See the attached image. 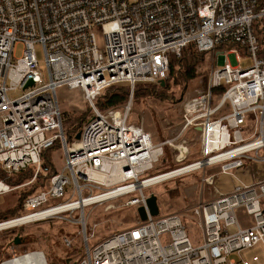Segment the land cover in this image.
Masks as SVG:
<instances>
[{
	"label": "built area",
	"instance_id": "2783aa9c",
	"mask_svg": "<svg viewBox=\"0 0 264 264\" xmlns=\"http://www.w3.org/2000/svg\"><path fill=\"white\" fill-rule=\"evenodd\" d=\"M258 1L0 0V167L8 175L34 168L32 178L21 185L10 187L0 180V194L29 184L40 170L42 151L55 141L62 152V164L46 187L24 200L23 214L0 220V231L29 223L14 224L30 215L40 216L33 221L75 224L82 245L75 264L258 262L257 255L248 261L240 253L264 246V179L237 184L193 205L190 211L201 230L197 245L190 242L177 213H147L145 220L90 245L94 235L87 230L85 213V208L121 196H129L127 205L145 206L148 194L143 188L152 184L139 183L155 174L143 175L153 169L165 146L175 151L176 163L186 161L190 149L184 133L189 129L197 133L200 158L185 162L172 175L200 171L201 185H214L216 175L230 173L245 161L264 162V152L259 155L264 150V59L258 57L252 28L256 19L264 22V3L257 6ZM96 26L103 34L101 49ZM17 43L23 46L19 57L14 55ZM35 43L42 45L44 80ZM188 45L214 55L216 62L205 90L184 103L178 133L153 142L140 124L128 121L134 86L165 79L169 55H180ZM243 53L251 59L247 67L238 61ZM28 79L33 82L24 87ZM122 84L129 88V100L121 109L102 112L95 107V97L105 88ZM221 86L223 92L215 95ZM61 87L81 91L92 110L80 137L71 143L63 133L56 96ZM16 89L24 91L10 97L8 91ZM248 114L254 124L243 134L241 124ZM209 167L217 171L210 173ZM238 208L251 217V224L237 218ZM62 242L70 247L73 237L64 236ZM14 246H7L0 264H20L29 253L42 259L23 264H48L42 250L19 252Z\"/></svg>",
	"mask_w": 264,
	"mask_h": 264
},
{
	"label": "rangeland",
	"instance_id": "374dc122",
	"mask_svg": "<svg viewBox=\"0 0 264 264\" xmlns=\"http://www.w3.org/2000/svg\"><path fill=\"white\" fill-rule=\"evenodd\" d=\"M93 31L95 34L97 47L101 49L103 47V34L98 26L94 27ZM22 48L23 46L21 43H17L15 45L14 55L16 57L21 55ZM34 49L39 62L38 70L40 71L44 80L46 76V66L44 62L42 45L40 43H35ZM207 57L208 62L205 65L206 73L201 75L199 78L188 81V87L180 95V101L177 104L160 101L156 98H135L131 104L128 121L134 124H140L144 130L150 133L151 139L154 142L160 141L161 136H165L166 138L174 137L181 127L184 103L193 95L203 92L206 88L210 67L216 62L215 58L212 57L210 53H208ZM231 59L233 60L232 57ZM238 61L242 67H247L251 63L250 57L244 53L239 56ZM168 76L169 70L164 81L168 79ZM23 91V89L10 90L8 91V95L10 97H15L21 94ZM56 96L59 101L61 113L65 112V114H70L72 117H75L74 114L80 113L88 104L84 100L82 92L79 90H68L66 87H61L56 90ZM253 124L254 119L251 117V115H246L243 123L241 124L243 134H247L252 131ZM184 137L186 138L190 149L189 159L195 160L200 158L197 133L193 130L189 132L187 131L184 133ZM262 152H264V150H260L259 155H262ZM50 158L54 164V167L58 169L62 164L61 150L57 148L51 149ZM157 163H155V165H159L160 162L158 164ZM243 168L244 169H241L245 172H248L250 176H257L258 172H264V162H254L251 160L245 161ZM152 172L154 171H148L143 176L149 175ZM179 176L176 175V177L174 176L170 179L152 184L151 186L143 188V191L148 195L149 193L155 194L159 208V214H179L184 221L190 242L193 245H197L201 241V230L197 226L196 222H194L195 219L192 217L190 208L197 204V202L201 199L205 201L217 196L218 192H220V188L217 185H201L200 171L186 173ZM134 194L136 193H133L132 195ZM12 195V192L0 194L1 208L4 207L5 204L8 205L11 203ZM128 198L129 196H121L114 200L95 205L94 207L85 208V213L88 214L87 230L94 235V237L89 240L90 245L112 232L128 228L134 224L136 220L134 217L136 206L127 205L126 202ZM58 201H60V199L54 200V202ZM235 214L237 218L243 223H252L251 217L247 215L242 208L236 209ZM31 220L32 219L27 221ZM36 222L42 223L41 226H43L45 229L49 227L46 220L33 221L22 225H24V227H29ZM57 222L58 221L54 223L59 224V222ZM64 223L62 224L64 225L66 231L68 230L69 232L73 233V224L67 222ZM19 226L21 225L0 231V258L6 257L8 255L6 249L8 239L2 234L4 232L12 233L11 231L15 230ZM73 241L80 243L79 236H74ZM18 245L19 244H17V246ZM26 246H28L27 249H30L31 247H39L37 244H28ZM21 247L22 246H14L15 250L17 251H19ZM240 255L242 258L248 261H251V257L253 255H257L259 259L258 262H250V264H264V246L261 244H257L252 248L242 250ZM232 256L238 258L236 254H233Z\"/></svg>",
	"mask_w": 264,
	"mask_h": 264
},
{
	"label": "trees",
	"instance_id": "16d2710c",
	"mask_svg": "<svg viewBox=\"0 0 264 264\" xmlns=\"http://www.w3.org/2000/svg\"><path fill=\"white\" fill-rule=\"evenodd\" d=\"M264 3V0H259L258 5ZM252 28L255 36L259 41L258 57L264 59V22L259 19L253 21ZM220 46L218 48H223ZM227 48V46H225ZM208 53L197 51L192 45H188L183 48L180 55L170 54L168 62L169 76L164 84L158 82L153 83H139L134 86L132 101L135 98H156L160 101L177 104L180 101V95L187 89L188 81L201 77L206 73L205 65L208 62ZM224 90L221 86L213 93L220 95ZM129 99V88L127 85H112L105 88L101 94L95 97V107L105 112L109 109H121ZM92 113L91 107L87 104L86 107L72 117L70 114L61 113L62 128L67 143H71L74 140V136L77 131H80L82 126L88 121ZM66 125V126H65ZM166 137L161 136V140ZM196 143V142H195ZM197 144V143H196ZM60 149L59 142L55 141L54 144L42 151L40 155V170L37 172L35 178L27 185L14 188L9 192H12L11 203L0 207V220L19 216L24 213L22 207L24 200L32 193L44 189L47 185L48 178L56 171L54 164L50 158L51 149ZM175 151L165 146L163 148V154L159 159V165H155L152 169V174L165 172L178 166V163L174 161L173 155ZM189 156L185 162H189ZM192 161V160H191ZM157 163V164H158ZM34 174L33 167L29 166L26 169L14 174H6L0 167V180L8 184L10 187H15L29 181ZM180 177V176H179ZM135 222L139 220L137 211L135 212ZM58 221L59 224L54 222ZM42 222V221H41ZM57 222V223H58ZM62 220H47L48 228H43L42 223L36 222L29 227L24 225L14 228L15 230L10 232H4L2 235L8 239V243L12 244V240L16 234L20 237L19 245L22 246L19 252L29 250H42L48 264H75L82 254L81 243L72 242L70 247H67L62 242V237L76 236L78 226L73 224V233L66 231L62 223ZM65 224V223H64ZM37 244L38 248L31 247L27 249L26 245ZM1 259V258H0Z\"/></svg>",
	"mask_w": 264,
	"mask_h": 264
},
{
	"label": "crops",
	"instance_id": "0c3cea01",
	"mask_svg": "<svg viewBox=\"0 0 264 264\" xmlns=\"http://www.w3.org/2000/svg\"><path fill=\"white\" fill-rule=\"evenodd\" d=\"M241 168L244 169L243 167ZM241 168H236L230 173L216 175L214 178V185H217L220 188V192H228L234 187V185L240 183L251 184L258 179H264V172H258L257 176H250L248 172H245ZM207 170L210 173H213L217 171V168L209 167Z\"/></svg>",
	"mask_w": 264,
	"mask_h": 264
},
{
	"label": "bare ground",
	"instance_id": "6f19581e",
	"mask_svg": "<svg viewBox=\"0 0 264 264\" xmlns=\"http://www.w3.org/2000/svg\"><path fill=\"white\" fill-rule=\"evenodd\" d=\"M208 53V52H207ZM212 57H214V55H212ZM215 58V57H214ZM218 60L221 62V59L220 58H218ZM241 66V65H240ZM189 100V99H188ZM189 131H191V129H189L188 130V132ZM151 137V136H150ZM166 139V138H165ZM152 140V139H151ZM160 141H162V140H160ZM160 141H158V142H160ZM67 142V141H66ZM154 142V141H153ZM199 151V150H198ZM189 156V155H188ZM184 163H185V160H183L181 163H180V165L178 164V166L176 167V168H178V167H180V166H182V165H184ZM243 167V166H242ZM176 168H174V169H170V170H168V171H165V172H161V173H158L157 175L155 174V176L154 177H152V178H149V179H147V181H145V182H141V183H139V185H148V183H150V185L151 184H155V183H158V182H161V181H164V180H166V179H170L171 177H174V176H176V175H178V174H180V173H178V174H175V175H172V174H170V173H173V171L172 170H175ZM241 168V167H240ZM34 169V168H33ZM213 180H214V178H213ZM260 180H262V179H258V180H256L255 182H253V183H251V184H254V183H256V182H258V181H260ZM235 186V185H234ZM234 188V187H233ZM38 214V213H37ZM40 218V216L39 215H30V216H27V217H25V218H22V219H18V220H16L15 222H14V224H18V223H25V222H30V221H27V220H30V219H32L31 221H33V220H37V219H39ZM0 228H3L2 227V224L0 223ZM7 248V247H6ZM21 259H23V261H30L31 259H33L35 262L36 261H38V260H40V259H42L41 258V256L39 255V254H37V253H29L27 256H24V257H22ZM26 259H28V260H26ZM23 261H21V262H19L20 264H23L24 262ZM30 264V263H29Z\"/></svg>",
	"mask_w": 264,
	"mask_h": 264
},
{
	"label": "water",
	"instance_id": "95a60500",
	"mask_svg": "<svg viewBox=\"0 0 264 264\" xmlns=\"http://www.w3.org/2000/svg\"><path fill=\"white\" fill-rule=\"evenodd\" d=\"M32 79H28L24 85V87L26 86H30L32 84ZM161 84H164V79H160L159 81ZM80 137V131H77L74 138L78 139ZM136 211L138 214V217L140 220H145L147 218V213L150 216H157L159 215V208H158V204L156 201V196L154 193H149V195L146 197L145 199V206L144 205H139L136 207ZM12 243L14 245H17L20 243V237L19 235H15ZM62 264V263H59Z\"/></svg>",
	"mask_w": 264,
	"mask_h": 264
}]
</instances>
